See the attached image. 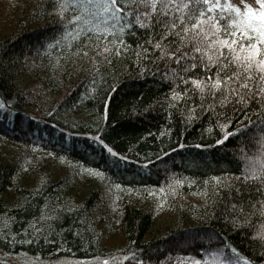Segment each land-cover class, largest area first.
Here are the masks:
<instances>
[{
	"label": "trees",
	"instance_id": "trees-1",
	"mask_svg": "<svg viewBox=\"0 0 264 264\" xmlns=\"http://www.w3.org/2000/svg\"><path fill=\"white\" fill-rule=\"evenodd\" d=\"M64 2L0 0V264H261L264 81L214 89L211 53L182 71L174 34Z\"/></svg>",
	"mask_w": 264,
	"mask_h": 264
},
{
	"label": "snow or ice",
	"instance_id": "snow-or-ice-1",
	"mask_svg": "<svg viewBox=\"0 0 264 264\" xmlns=\"http://www.w3.org/2000/svg\"><path fill=\"white\" fill-rule=\"evenodd\" d=\"M70 2L76 4L84 0ZM87 2L91 5L93 0ZM60 3L67 6L64 0ZM240 4L237 6L230 0H99L94 6L110 20L126 21L125 26L131 24L158 29L162 40L166 39L165 32L174 34L177 39L170 47H175L176 51L170 50L167 54L178 62H188V67L182 71L197 67L196 63L189 62V48L193 54L211 53L207 59L218 70L217 78L211 82L212 87L228 88L232 85L229 94L236 96L238 89H253V81H264V0H255L256 7L246 0H240ZM79 19L78 16L73 17L74 21ZM180 52L182 55H178ZM202 58L191 57L207 69L209 65L203 64ZM193 83L201 86L199 80ZM261 92H264V87L255 91V95L259 96ZM100 143L104 142L101 140ZM257 145L255 151L264 154V134L257 140ZM108 151L112 149L108 148ZM247 159L251 161L253 157ZM255 159L259 160L260 156ZM244 173H247H242L245 181L259 180L264 187V166L260 170L249 166ZM260 203L261 214H264V201ZM236 251L232 248V255L225 256L221 264H239L241 257L236 255Z\"/></svg>",
	"mask_w": 264,
	"mask_h": 264
},
{
	"label": "rangeland",
	"instance_id": "rangeland-1",
	"mask_svg": "<svg viewBox=\"0 0 264 264\" xmlns=\"http://www.w3.org/2000/svg\"><path fill=\"white\" fill-rule=\"evenodd\" d=\"M232 4H235L237 6H241L240 0H230ZM246 3L251 4L253 7H256L255 0H246ZM225 259L224 254L222 251L219 250H211L208 252H205L203 254V260L206 264H221V262ZM126 264H133L130 262H124ZM196 261L193 258L189 257H179V256H167L166 259H164L162 262L158 264H195ZM95 264H112L111 262H105L101 263V261L96 262ZM239 264H244L242 262H239ZM264 264V261L261 263Z\"/></svg>",
	"mask_w": 264,
	"mask_h": 264
}]
</instances>
